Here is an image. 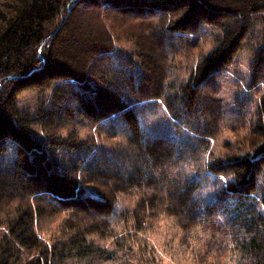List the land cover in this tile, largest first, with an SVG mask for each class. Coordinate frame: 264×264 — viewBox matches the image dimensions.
Returning a JSON list of instances; mask_svg holds the SVG:
<instances>
[{"label": "trees", "instance_id": "obj_1", "mask_svg": "<svg viewBox=\"0 0 264 264\" xmlns=\"http://www.w3.org/2000/svg\"><path fill=\"white\" fill-rule=\"evenodd\" d=\"M113 12L147 22L133 36L142 69L124 72V87L102 71L115 48L106 22ZM255 18L264 25V0H0V158L15 144L14 158L0 169V217L13 214L0 239V264L85 258L100 250L88 235L115 236L123 246L117 236L122 220H132L127 226L140 231L163 213L185 230L222 217L231 242L220 247V254L232 253L235 264H264V193L258 205L249 202L264 176V90L251 134L205 165L215 174L232 175L210 201L195 196L200 183L179 167L188 156L172 139L144 131L136 108L139 102L165 98L171 109L180 102L184 112L193 116L201 110L217 125L223 107L215 76L234 61ZM205 24L222 28L223 35L177 87L166 40L175 32L198 33ZM261 33L253 84L264 83ZM34 88H53L56 108L44 107L37 116L24 112L18 94ZM69 99L74 105L62 107ZM62 114L92 123H108L120 114L128 149L104 151L99 162L83 168L88 173L82 178L80 167H62L48 147L92 142L56 132L45 141L32 130L38 116L49 126ZM121 193L138 199L133 209L118 213ZM38 220L55 224L59 235L53 242L38 232Z\"/></svg>", "mask_w": 264, "mask_h": 264}, {"label": "rangeland", "instance_id": "obj_2", "mask_svg": "<svg viewBox=\"0 0 264 264\" xmlns=\"http://www.w3.org/2000/svg\"><path fill=\"white\" fill-rule=\"evenodd\" d=\"M86 5V4H85ZM106 14V11H103ZM114 35L115 48L110 56L104 59L102 71H106L114 83L124 85V72L135 71L140 74L141 59L139 48L133 39L146 25L145 20L123 18L114 13L106 20ZM116 27V28H115ZM134 27L137 30H134ZM264 25L255 18V25L246 43L235 56L234 61L217 72L219 83L217 98L223 107L220 122L212 124L207 115L198 110L193 116L184 112L180 102L171 109L165 98L151 99L136 104L141 126L151 136H163L177 143L180 154L188 156V160L179 167H186L187 176L198 181L200 186L195 196L204 201L214 200L218 192L232 175L215 174L205 168L214 155L224 153L229 144H242L251 134L260 113L261 94L264 83L253 84L252 62L259 47V39ZM222 28L205 24L195 34L172 33L166 40L165 48L172 65L171 79L177 87L187 81L197 62L209 53L223 35ZM176 89V88H175ZM54 89H28L18 94L20 108L31 115L45 107L56 108ZM74 105L73 99L65 100L62 107ZM135 107V105L133 104ZM62 114L51 125H46L47 118H35L32 124L33 133L47 140L54 132L66 139H79L92 142L91 145L76 147L73 144L64 146L49 145V151L55 155L64 168L78 166L82 170V178L87 175L83 168L99 162L101 154L118 153L128 149L127 132L123 127V119L119 114L108 123H92L85 117ZM15 156V144L0 158V169ZM93 164H90L92 163ZM90 191L93 190L89 186ZM264 193V176L259 188L249 202L259 204ZM138 196L134 193H121L118 201V213L133 209ZM257 204V205H258ZM13 214L0 217V239L8 230V219ZM121 218V217H119ZM133 221L122 220L117 226V236L124 244L116 243L115 236L101 237L88 235V240L99 247L98 253L85 258L72 257L61 264H235L233 254H220V247L231 242V232L224 224L222 217L215 221H205L196 228L185 230L166 213L143 230H136ZM54 224V223H53ZM37 230L51 242L59 235L55 232V224L51 220H38Z\"/></svg>", "mask_w": 264, "mask_h": 264}]
</instances>
